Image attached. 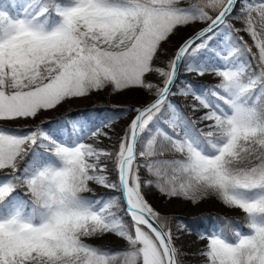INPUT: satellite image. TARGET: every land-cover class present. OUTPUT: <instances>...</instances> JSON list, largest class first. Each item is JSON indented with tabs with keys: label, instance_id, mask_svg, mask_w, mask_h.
I'll return each mask as SVG.
<instances>
[{
	"label": "snow or ice",
	"instance_id": "obj_1",
	"mask_svg": "<svg viewBox=\"0 0 264 264\" xmlns=\"http://www.w3.org/2000/svg\"><path fill=\"white\" fill-rule=\"evenodd\" d=\"M132 92L148 99L42 119ZM153 193L243 214L196 231L201 264H264V0L0 4V264H185L194 229ZM107 237L124 246L92 242Z\"/></svg>",
	"mask_w": 264,
	"mask_h": 264
},
{
	"label": "rangeland",
	"instance_id": "obj_2",
	"mask_svg": "<svg viewBox=\"0 0 264 264\" xmlns=\"http://www.w3.org/2000/svg\"><path fill=\"white\" fill-rule=\"evenodd\" d=\"M7 2L8 0H0V4L7 3ZM191 33H192V28L182 29L180 34L173 37L172 43L165 46L168 49V52L171 53L172 51H174L176 45H178L184 38L188 37ZM241 34L243 35V33ZM245 39L247 40L248 37L245 36ZM166 58L167 57L165 56L164 59ZM180 75L182 78H186L192 81L194 84H198V85L199 84H210L213 82V78L210 76L209 77H197L194 74H186L183 71H181ZM149 79L156 80L157 77L150 76ZM147 99L148 97L142 92H132L122 97H109L107 94H103L100 96H94L91 99L76 100L70 104H65L56 111L46 113L45 117H43L42 119H44L48 123H51L57 117L62 116L65 113L71 114L70 111L72 110H79L77 112H85V108L90 110L91 115L96 117L97 113H95V109L93 108V106L102 105V104L108 105L109 107H112V108L117 107V106L128 107V105L131 106V105H136V104L140 106ZM177 99H180V98L178 97ZM129 119H130V115H127V116L121 117V119L117 121L116 126H115V130L117 134L121 132L122 128L128 122ZM17 125L21 128L19 129L20 131H27L28 125L25 124L24 122H20V124H17ZM15 126L16 125H13V127ZM105 144L108 145V141H105ZM108 146L110 147L111 145H108ZM95 192L98 194L99 192H102V193L108 192V190L96 187ZM149 198L152 200L155 206L163 214H166L174 218L172 221V226L174 230H175L177 223L183 222L181 219L176 218L177 216H180V215L191 217V216L201 215V213H205V212H209V213L217 212L225 216H233V215L242 216L243 215L239 210L227 208L215 197L214 198L212 197V200L206 199L202 201L201 203H199L198 205H192L191 203L184 202L185 204L183 208L177 206L179 202H182L180 200H172L171 202H169L165 200L162 196H158V194H155V193L151 194ZM185 236H187L191 240L193 239L195 241L194 243H198L201 246L200 249L204 247L205 241L199 239L196 232L193 231L191 235L185 234ZM92 242L94 244L105 246V247H108L110 245L116 246V247L124 246L123 243L118 241L115 237H107L105 239L95 240ZM194 243L189 244L187 246L185 245L186 246L185 248L182 247L184 253H186V255H184L183 257L185 264H201V258L197 255L198 249H194V248L192 249V247L195 246ZM177 244L180 247L179 241L177 242Z\"/></svg>",
	"mask_w": 264,
	"mask_h": 264
},
{
	"label": "trees",
	"instance_id": "obj_3",
	"mask_svg": "<svg viewBox=\"0 0 264 264\" xmlns=\"http://www.w3.org/2000/svg\"><path fill=\"white\" fill-rule=\"evenodd\" d=\"M81 110V109H80ZM79 110H72L70 111V113H74L77 112ZM19 130V129H17ZM106 192L102 193L99 192V195H103ZM89 196L91 195L90 193L88 194ZM217 218H221V221L227 220V221H235L237 223H241L244 219V217H239V216H221L216 212H205L203 214H201L200 216L197 217H191V218H183L186 220L187 224L192 227L193 229L197 230H201L202 227H209L211 226L213 223H215L217 221Z\"/></svg>",
	"mask_w": 264,
	"mask_h": 264
},
{
	"label": "bare ground",
	"instance_id": "obj_4",
	"mask_svg": "<svg viewBox=\"0 0 264 264\" xmlns=\"http://www.w3.org/2000/svg\"><path fill=\"white\" fill-rule=\"evenodd\" d=\"M237 26H239V25H237ZM145 103V101L143 102V104ZM133 106H139L138 104H136V105H128V107H133ZM122 107V106H121ZM121 107H119V106H117L116 108H121ZM93 108L95 109V113H97V115L96 116H108V115H112L113 114V112L111 111L113 108L112 107H109L108 105H104V104H102V105H97V106H93ZM123 108H127V107H123ZM85 111H87V112H89V114L91 115V111L90 110H88L87 108H85ZM91 116H93V115H91ZM94 117V116H93ZM15 128L16 129H21L18 125H16L15 126ZM20 131V130H19ZM214 198V197H213ZM207 200H212V197H210V198H208ZM184 202H179L178 204H177V206H179V207H182L183 208V206H184ZM240 217H243V215L242 216H240ZM195 241L192 239H190V238H188L187 236H185V235H181V237H180V239H179V244H180V247L182 248H185L187 245H189V244H192V243H194ZM186 245V246H185ZM194 247H192V249L194 248V249H200L201 248V246L198 244V243H194ZM108 247H112V248H117V247H123V246H112V245H110V246H108ZM182 248V249H183ZM192 249H191V251H192Z\"/></svg>",
	"mask_w": 264,
	"mask_h": 264
}]
</instances>
